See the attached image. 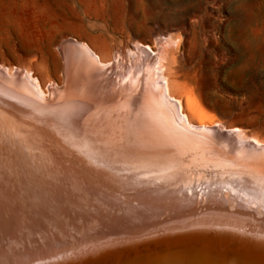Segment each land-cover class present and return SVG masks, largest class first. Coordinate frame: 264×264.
Returning a JSON list of instances; mask_svg holds the SVG:
<instances>
[{
  "label": "bare ground",
  "instance_id": "6f19581e",
  "mask_svg": "<svg viewBox=\"0 0 264 264\" xmlns=\"http://www.w3.org/2000/svg\"><path fill=\"white\" fill-rule=\"evenodd\" d=\"M159 34L52 42L45 90L0 64V264H264V142L187 113Z\"/></svg>",
  "mask_w": 264,
  "mask_h": 264
},
{
  "label": "rangeland",
  "instance_id": "374dc122",
  "mask_svg": "<svg viewBox=\"0 0 264 264\" xmlns=\"http://www.w3.org/2000/svg\"><path fill=\"white\" fill-rule=\"evenodd\" d=\"M5 1V7L0 6V64L8 69L30 67L43 89L49 83L47 70L59 82L52 42L65 36L83 38L105 52L113 39L132 36L157 53L155 36L160 33L168 36V48L161 51L165 49L171 67L178 68L176 72L170 67L186 90L180 99L187 113L186 94L191 92L215 117L213 126L240 130L249 136L242 138L245 142L257 144L251 136L264 142V0H50L53 16L45 0ZM17 3L37 9L49 22H34L27 14L20 17ZM6 27L11 34H6ZM192 119L198 124L195 116ZM218 193L210 195L212 200L226 204Z\"/></svg>",
  "mask_w": 264,
  "mask_h": 264
},
{
  "label": "snow or ice",
  "instance_id": "6c2138e0",
  "mask_svg": "<svg viewBox=\"0 0 264 264\" xmlns=\"http://www.w3.org/2000/svg\"><path fill=\"white\" fill-rule=\"evenodd\" d=\"M262 241H264V233H261L260 237H259Z\"/></svg>",
  "mask_w": 264,
  "mask_h": 264
},
{
  "label": "water",
  "instance_id": "95a60500",
  "mask_svg": "<svg viewBox=\"0 0 264 264\" xmlns=\"http://www.w3.org/2000/svg\"><path fill=\"white\" fill-rule=\"evenodd\" d=\"M92 202H96V199L94 201H92Z\"/></svg>",
  "mask_w": 264,
  "mask_h": 264
}]
</instances>
